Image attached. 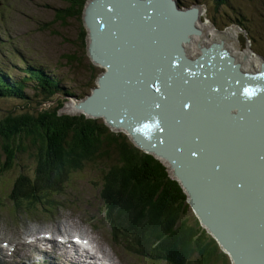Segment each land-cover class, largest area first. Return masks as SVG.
<instances>
[{
	"label": "bare ground",
	"instance_id": "6f19581e",
	"mask_svg": "<svg viewBox=\"0 0 264 264\" xmlns=\"http://www.w3.org/2000/svg\"><path fill=\"white\" fill-rule=\"evenodd\" d=\"M195 9L193 7L189 11L193 12ZM98 10L99 15L104 17L109 9L99 7ZM110 10L117 11L126 19V22L122 26L109 24V30L114 31L119 26L120 39L122 42H127L125 47L134 45L136 51H130V56L123 61L125 64L123 71L119 70L122 66H119L121 61L116 54L114 57L118 65L117 69L102 64L100 60V62L95 61L100 64V67H104L101 76L110 68L115 70V76L113 73L111 77L113 85L104 87L99 96L96 95L97 101L100 104L106 102L108 104L106 106L113 107L112 110L118 114L125 115L129 107H133L134 112L129 118L131 129L150 143L162 144L170 140V131L184 133L190 127L191 130L196 117L200 111L202 112V110L199 111L200 107L209 103L208 110H212L211 115L215 117L208 128L209 133L203 144L211 146L214 156L202 161L205 167H212L214 171L212 173L208 171L212 179L208 184L204 183L207 175L202 177L203 187L207 193L201 196L211 197L212 200L200 199L197 204L209 206L211 209L213 207L224 215L223 219H231L232 228L230 229H237L240 232L235 237L238 244L237 251L231 249L233 254H240L248 264H264V219L258 217L260 213L264 217V209L258 202V198L264 196V63L262 62L261 67L256 65L261 64V59L257 54L251 53L245 41L243 46L239 44L241 47H237L236 40H233L235 34H243L244 31L236 27L234 30V26L224 33L212 30L209 25L200 22L198 14L197 18H194V15L190 13H184L173 0H134L132 4L120 3ZM158 12L160 15L156 17V21H163L165 27L159 28L162 24L156 25L157 29L153 33L156 41L151 39L150 43L153 47L147 50L148 45L144 43V40L150 38L151 31L148 24L144 22L149 16ZM92 19L96 28L97 18L92 17ZM101 23L107 25L103 18ZM140 23L143 26L142 32L139 31ZM176 30L179 31V37L184 34V41L180 42L182 45L180 52L171 53L172 45L169 37ZM188 30L190 33L186 38ZM133 31L136 34H133ZM209 33L213 36L210 37ZM93 40L90 38L91 42ZM98 50L99 52L110 51L106 47L101 48V45L98 46ZM153 53L154 56L148 63L147 59ZM172 55L179 56L177 63L169 61ZM102 57L106 58L101 53V60ZM197 58L203 64H201L202 67L199 64H187ZM215 63L226 68L221 70V75L226 82L225 87L212 85V75L207 76V71L212 69ZM192 66L193 69H191ZM148 68L150 73L148 77L151 79L148 83L144 86L134 84L123 87L124 75L132 76L134 72L145 71ZM230 70L234 75L235 73L238 75V78L236 75L235 78L241 85L238 86L233 82ZM215 73L219 74L217 69ZM195 75L204 76L196 83ZM150 83L153 86H146ZM231 86H238V89L231 95L232 102H228V105L216 92L221 91L225 94ZM162 87H166L172 94L166 95L165 91L159 90ZM212 91L216 94L214 99L204 100L205 93L211 94ZM91 94H87L86 97ZM140 95H145L142 100H139ZM149 110L152 117L148 120L142 118ZM103 117L112 128L127 131L119 124L117 125L118 122L109 123V120ZM229 157L230 159H225ZM162 160L164 164L170 165L163 157ZM169 168L173 170V166ZM241 178L245 180L249 189L243 193H237ZM228 242L227 245L230 247ZM231 251L229 250L230 255ZM94 257L96 256L93 254L85 255L81 259L87 260Z\"/></svg>",
	"mask_w": 264,
	"mask_h": 264
},
{
	"label": "trees",
	"instance_id": "16d2710c",
	"mask_svg": "<svg viewBox=\"0 0 264 264\" xmlns=\"http://www.w3.org/2000/svg\"><path fill=\"white\" fill-rule=\"evenodd\" d=\"M72 16L69 10L58 15L61 20ZM28 81L35 96L41 95L38 106L0 116V182L5 179L9 199L38 201L43 191L62 192L78 169L94 167L104 157L109 166L100 171L98 196L114 234L129 235L140 249L168 264H187L190 257L198 264H230L216 237L188 219L184 187L152 153L83 112L68 114L61 112L62 105H41L58 94V81L44 68L28 65L15 80L0 67V97L26 103ZM7 173L13 177L5 178Z\"/></svg>",
	"mask_w": 264,
	"mask_h": 264
},
{
	"label": "rangeland",
	"instance_id": "374dc122",
	"mask_svg": "<svg viewBox=\"0 0 264 264\" xmlns=\"http://www.w3.org/2000/svg\"><path fill=\"white\" fill-rule=\"evenodd\" d=\"M84 1L0 0V67L8 73L11 79L15 80H19L24 75V69L28 65L33 67L35 64L44 68L49 76L58 81V87H56L58 94L51 102L41 105H62L61 112L68 114L82 113V110L78 108L79 102L84 100L87 94H91L94 87L98 86V78L104 71V67H100V64L91 58L88 50L90 36L84 21V14L89 0L81 8ZM125 1L129 2V0ZM174 1L180 9L197 6L200 22L209 25L212 30L224 33L234 26V30L238 28L244 31L245 44L251 53L257 54L261 59V64L256 65L261 67L262 62L264 63V0H222L217 5L216 0ZM133 2L134 0L130 4ZM71 5L74 6L73 9L70 8ZM67 10L73 12L74 16L61 20L58 15ZM209 34L210 37L213 36L212 33ZM233 40H236L238 46L235 45L240 48L239 34H235ZM32 86L31 82H25L24 91L29 96L26 103L18 98L0 97V116L22 111L26 106L27 110L37 107L41 101V95L35 96ZM66 92L67 94H64ZM86 115L91 116L87 113ZM102 117L92 116L99 124L106 126L109 132L122 134L126 140L131 141V144L137 146L131 134L129 135L123 129L112 128ZM140 150L151 153L144 149ZM153 156L163 163L162 157L155 154ZM106 160L104 157L97 160L98 163L94 164L95 168L87 165L84 169H78L65 189L52 195V198L58 201L52 213L35 208L33 214H30L25 206L14 207L12 201L7 198L9 190L5 179H2L0 182V237H8L12 245L16 244L15 252L19 253L20 243H16V240L21 228L32 226L42 230L54 228L56 223H59L62 228L72 234L79 228L90 232L94 249L113 264H168L163 260L154 261L150 258H143L122 246L110 247L109 226L105 221L101 210L102 202L98 196L101 186L100 174H102L100 171L109 166ZM21 163L27 167L31 165L30 162ZM165 166L172 178L180 179L169 168L168 163ZM11 172L15 174L14 170ZM25 173L29 175L31 172L25 171ZM12 177L13 174L7 173L5 178ZM182 186L188 205L187 208L185 207L188 219L194 223L195 221L200 222L199 224L207 233L213 235L206 224L200 221V217L189 202L185 186L183 184ZM219 248L227 256L230 264H234L230 253L220 243ZM106 251L109 254H106ZM28 252L30 262L39 261L41 263L40 256L35 249L29 248ZM53 256L49 257L50 264L63 262L54 254ZM59 256L70 259L65 253ZM24 258L25 253L23 252L21 260ZM96 259V257L88 258L87 261ZM81 264L88 263L81 262ZM187 264L198 263L190 257ZM216 264H221V262Z\"/></svg>",
	"mask_w": 264,
	"mask_h": 264
},
{
	"label": "water",
	"instance_id": "95a60500",
	"mask_svg": "<svg viewBox=\"0 0 264 264\" xmlns=\"http://www.w3.org/2000/svg\"><path fill=\"white\" fill-rule=\"evenodd\" d=\"M117 1L118 0H113V2H110V4L113 7H115V6L119 5ZM129 1H133V0H129ZM107 2H108V0H89L87 6L85 8L84 21L87 24V26L89 27L90 38L94 39L92 42L90 41L88 48H89L90 53H91V55H90L91 58L95 59V60L93 59L94 61L100 60L102 62V64H107L108 67H111V68L114 67L117 69L118 65H117L115 57H114V55L116 54L119 57L118 59L121 61V64H122V68H120L119 70L123 71L124 65H125L123 63V61L127 57L130 56V51H136V47L134 45H131L129 47H127V46L125 47L127 42H124V41L122 42V40L120 39L121 34H120L119 26L114 31L109 30V24L120 25L122 23V21L125 19L124 17H122L117 11H114V13H111V14L106 12L104 17H101L99 15V12H98L99 7L100 8H102V7L106 8ZM184 13H190L192 16L194 15L193 16L194 18H197L198 8L193 10V12L191 10V11H187ZM158 15H160L159 12L152 14L145 21V22L151 23L150 27H152L153 32L156 31V29H157L156 25H158V24H162L159 28L165 27L163 21H160V20L156 21L157 20L156 17ZM92 17L97 18L96 28L94 27L95 25H93V23H92L93 22ZM102 18L107 25H102V23H101ZM99 27H100V30H99ZM132 30H133V28H132ZM157 32H158V30H157ZM188 33H190L189 30L186 33V38H187ZM133 34H136V33L133 31ZM179 35H180L179 31L176 30L169 37L170 44L172 45L171 53H177L178 51L180 52V49L182 48V45L180 42L184 41V34L180 37H179ZM177 36H178V38H177ZM114 37H118L116 41H112L114 39ZM149 39L150 40L154 39V41H156L154 34L150 35ZM239 40H240L241 46H243L244 40H245V37L243 34H239ZM94 43H96V45H94ZM104 43H105V45H104ZM100 45H101V48L103 46V47L110 49V51L109 52H106V51L99 52L98 46H100ZM152 47H153V45L151 44L150 46H148L147 50L151 49ZM101 53L106 58L102 57V60H101L100 59ZM153 56H154V53L151 54V56H149V59H147L148 63L151 62V58ZM178 57L176 55H172L169 57V61H174L175 63H177V61L179 60ZM199 61H200V59L197 58V59L191 60V62L187 63V64H189V65L199 64L200 67H202L203 64L200 63ZM208 63L209 62H207V64ZM111 68L106 70V73L103 76H100L98 78V86L93 89L91 95H89L84 100L79 102L78 108L81 109L83 113H85V114L87 113L91 116L103 115L106 117V120H109V123H113L114 121L118 122L117 125L119 124V126H121L122 128H125L129 134L134 135V134H136V132H134L131 129L130 120H129L130 116L134 112L133 107L130 106L128 111H126L125 115H124V114L115 113L112 110L113 107L109 108L108 106H106V105H108L106 102H101L102 104H100L97 101L98 97L96 95L98 94V96H99V94L101 93V91L104 87H107V86L109 87L110 85H113V81H112L111 77H112V74L115 72V70H111ZM149 68L145 71L138 70L137 72H134V74L132 76L124 75L123 87H126L128 85L130 87V85H134V84H142V86H144L145 83H148L151 80L148 77V74H150ZM193 68L194 67L192 66L191 69H193ZM216 69H217V72L219 74L215 73ZM222 69L224 70L226 68L223 67L222 65H218V63H215L212 65V69L207 71V76L212 75L211 76V79L213 80L212 85H219V87H221V88L226 86V82L221 75ZM125 71H127V70H125ZM230 72L233 75V82L235 84H237L238 86L241 85L235 78V75L237 78H238V75L236 73L234 75L233 71H231V70H230ZM131 73H133V72H131ZM114 76H115V73H114ZM195 76L197 77V80L195 81L197 83L198 79L200 81L204 75H199V76L195 75ZM160 80H165V79H160ZM146 86H153V84L152 83H150L148 85L146 84ZM238 86L229 87L225 94H223L220 90H219L220 93L219 92H216V93H218L221 96V98L223 100H225L227 103L232 102L231 95L236 93L235 90L238 89L237 88ZM159 90L165 91L166 95L172 94L168 91V89H166V87H162ZM233 91H235V92H233ZM139 94H141L140 91H139ZM140 96L141 97L139 98V100H142L145 95H140ZM149 96H151V95L149 94ZM215 96H216V94L213 91L211 94L205 93L204 100L212 101ZM103 104H105V105H103ZM228 105H229V103H228ZM209 106H210V104L206 103L200 107L199 111L202 110V112L200 111V114L196 117L195 124L192 126L191 130H190V128H191L190 127L184 133L181 131H176V130L170 131L169 132L170 140L164 144H162V143H150L149 141H143L140 136L138 138L132 136V138H133L134 142L140 148L147 150V151H149L155 155H159V156L163 157L164 159H166L169 162L170 166H173V172L177 176V178H180L179 181L181 182V184H183L185 186V190L189 196V202L191 203V205L193 206V209L196 211V213L200 217V221H202L203 223L206 224L207 228L212 232L213 236L216 237L218 242L228 252H229V250L231 251V249H234L237 251V245L238 244L235 241V237L237 236V233H240V232L237 231V229H230V228H232L231 220L228 221L227 218L223 219L224 215L221 214L220 212H218V210L213 209V207L211 209L209 206H202V205L198 206V204H197V202H199L200 199L201 200L210 199V197L204 198L203 196H201L202 194L207 193L203 187L202 177L207 175V177L204 178V183L208 184L210 182V180H212L209 172L212 173V171H214L212 167H205V165L202 161L205 158L214 156V151L211 148V146L210 145L205 146L203 144V141H205L206 135H208V133H209L208 128L210 127L212 120L215 117V115H211L212 110H208ZM151 117H152V113L150 110L145 112L144 115L142 116V118H145L146 120L150 119ZM140 119H141V117H140ZM178 130H180L179 127H178ZM182 139H187L188 141L186 142L185 140H182ZM202 149H203V152H202ZM200 152H202V153H200ZM198 155H200L201 157H199ZM230 157L225 158V159H230ZM208 163H210V162H208ZM224 167H225V163L223 165V168ZM205 172H206V174H202ZM248 189L249 188H248V185L246 184L245 180L243 178H241L240 186L238 188L239 192H242V191L244 192L245 190L247 191ZM258 202H259V205L264 209V196L258 198ZM205 215H207V216H205ZM258 217H259V219H264V217L261 213L258 215ZM240 226H238V228ZM222 233L229 234V235L224 236ZM227 241H229L228 243H229L230 247L227 245ZM231 258H232L234 264H248L241 257L240 254H238V253L233 254L232 251H231Z\"/></svg>",
	"mask_w": 264,
	"mask_h": 264
},
{
	"label": "flooded vegetation",
	"instance_id": "af4514ba",
	"mask_svg": "<svg viewBox=\"0 0 264 264\" xmlns=\"http://www.w3.org/2000/svg\"><path fill=\"white\" fill-rule=\"evenodd\" d=\"M126 22V19H124L123 21H122V23H121V26L124 24ZM149 27V29H150V31H151V33H150V35H152L154 32H153V29H152V27H150V26H148ZM133 28V27H132ZM142 30H143V26L142 25H140V27H139V31L140 32H142ZM144 43H146V45H148V46H150L151 45V43H150V39H148V38H145V40H144ZM119 66H122V64L120 63V65ZM122 68V67H121ZM141 74V73H140ZM133 94V93H132ZM224 118V117H223ZM224 119H226V118H224ZM235 130V129H234Z\"/></svg>",
	"mask_w": 264,
	"mask_h": 264
}]
</instances>
